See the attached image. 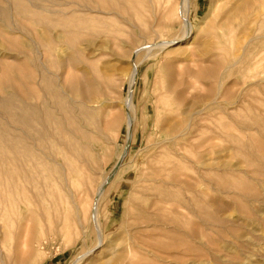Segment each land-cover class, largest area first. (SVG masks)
Returning a JSON list of instances; mask_svg holds the SVG:
<instances>
[{"label":"rangeland","instance_id":"1","mask_svg":"<svg viewBox=\"0 0 264 264\" xmlns=\"http://www.w3.org/2000/svg\"><path fill=\"white\" fill-rule=\"evenodd\" d=\"M213 1L189 0L183 6L180 0H161L155 11L148 4L144 12L141 0H0V200L8 201L12 218L0 217V264H86L104 246L97 239L100 230L79 208L92 195L90 187V198L85 192L79 195L87 179L86 161H105L110 170L124 149L127 156L121 164L132 160L141 166L155 161L165 165L158 167L170 168L172 163L177 166L176 172L172 166L169 169L171 176L186 172L197 177L194 165L200 161L253 160L252 150L245 146L237 157L232 122L247 114L254 98L264 97L263 91L249 85L254 80L253 59L264 47L259 38L264 34V16L253 23L250 13L245 21L241 6L235 12L238 19L234 15L226 29H218L215 21L224 15L210 14ZM255 2L250 4L252 10L262 0ZM183 18L193 25L186 35ZM181 37L190 38L191 43L178 50L174 44L153 52L142 49L133 67L138 48L160 40L177 42ZM242 89L248 103L241 108L232 102ZM88 93L93 100L90 104L98 97L104 104L93 114L97 125L88 127L80 155L68 122L77 124L74 100H84L82 108L88 109ZM213 100L218 101L188 130L184 150L169 146L159 151L158 141L168 137L163 119L175 120L187 106L206 107ZM82 124L87 130L85 120ZM99 126L106 135L95 132ZM111 129L116 144L108 141ZM87 143L97 151L89 150ZM103 149L109 150L104 158ZM186 166L188 172L183 170ZM67 170L68 183L61 189ZM250 192L248 198L237 201L235 221L221 233V242L210 244L219 251L218 257L204 256L209 261L214 257L210 264H264V176L253 182ZM127 193L116 185L101 200L102 226L107 228L124 217L127 206L122 200ZM106 228L104 232L112 230ZM160 228L154 234L156 245L151 246L156 258L148 263L145 258L153 256L136 247L123 264H169L172 257L160 244L171 239L159 237ZM140 229L146 238L145 228ZM143 242V247L150 248Z\"/></svg>","mask_w":264,"mask_h":264},{"label":"bare ground","instance_id":"2","mask_svg":"<svg viewBox=\"0 0 264 264\" xmlns=\"http://www.w3.org/2000/svg\"><path fill=\"white\" fill-rule=\"evenodd\" d=\"M252 1L255 2V0H215L211 2L209 5V7L211 8L210 14L215 16L216 18H219L222 14L224 15L222 17L223 20L215 21V26L218 27V29H226L229 26L230 21L234 19V15L235 18L237 17V14L235 12L241 6L244 7L246 11V16L244 20L248 21L246 18L251 13L250 22L254 23L260 18L261 15L264 16V4L262 0V3H257L259 4L258 7L252 10V7L250 6ZM188 2L189 0H180V4L183 6L188 5ZM222 2L223 4L221 6ZM148 4L150 5L151 10L155 11L158 5L161 4V0H141L142 11L145 12L148 9ZM257 4L255 6H257ZM223 10H225V12H223ZM252 14H256L254 15L256 17H252ZM182 25L185 26V35L189 34L190 29L193 28L192 22L188 18H183ZM153 32H157L156 29H153ZM259 38L261 39L262 44H264V34ZM259 38L257 40H259ZM175 40L176 39L160 40L157 42L155 41L151 43L152 45L148 47L138 48L134 52L133 61L135 64L133 67L137 66L136 58L138 57L142 49L153 52L154 49H157L158 47H169L173 46L174 44V50H178L183 44L189 45L191 43V39L189 38L187 40L186 37L178 38L177 42H173ZM247 46H245V49H247ZM149 53L148 55H150ZM241 57L239 58L241 59ZM229 61L231 62L232 60L230 59ZM252 63L253 66H251L250 68H252L251 70H253L252 73L254 80L251 81L249 85H254L256 87L257 92L260 91L261 93V91H263L264 93V47L257 54H255V59H253ZM88 94L86 95V98L89 104H87L88 109H86V111L82 108L83 104L85 103L84 100H74V102L76 103L75 107L77 110V124L74 125L73 120H71V122L67 121L69 123L70 132L76 134V142L74 144V147L80 155L83 151V142L86 139L85 135L87 133L86 131H88V127L97 125L96 120L93 119V114L99 112L100 108L104 104V102H102L101 98L99 97L94 100V104H90V102H93V100L92 96ZM216 98L218 99V97ZM215 101L218 100H213V102L208 103L206 107H200L198 106V103H193L192 105L187 106L186 109H183L177 119L168 120L167 122L163 119V130L165 135H168V137L158 141V144H160L159 151L167 149L169 146L176 149L178 148L179 150L182 148L184 150V144L186 141L188 130H190V127L196 122V118L203 116L205 109L211 107ZM129 103L130 102L126 99V104L128 105ZM247 103L248 102L245 99V92L243 89L236 94V98L232 102V104H237L239 105L238 107L241 108L245 107L244 105ZM248 106L249 107L247 114H240L235 119L233 118V149L236 151L237 157H240L242 155L244 146L248 148L249 152L252 150V161H242L240 159H238L237 161H200L197 165H194L198 167V172H196L198 173L197 177L193 176V174H188L186 172L176 177L171 176L169 171L172 169V167H174L175 171V167L177 166L176 164H178V162L175 163L176 166H173L174 164L172 165V163V167L168 165V167L170 166L171 169L167 167H158L157 165L160 166L163 163H156V165L155 161H145L141 166L140 164H137L136 161L132 160L126 161L124 164H121V160L127 156L124 149L117 157L115 163L110 167V170L105 168V161H101L99 163L86 161V164L84 165H86L88 169L87 179L85 182L83 180L82 187L84 188L79 192V195L82 192H85L86 194H88L87 196L89 197V187L92 190V195L91 198L89 197L90 200L87 198L84 203L80 202L81 206L79 208L83 210L85 218L88 216L98 228V230H100L99 237H97V239L98 242L101 243V246L104 245L98 252H96L97 254L94 255L92 253L93 256L89 258L88 261L86 259V264H112V261H116V264H123V261L128 259L130 254H133L135 252L136 247H140L141 249L147 251L148 255L153 256L149 259L145 258V261H148L149 263L151 259L157 257V255H155L154 250L151 249V246L156 245L154 239H156L157 235L154 234L157 231L158 227H161L160 230H158L161 233V235L158 234L159 237L162 236V238L167 237L168 239H171V241L166 244H157H160L162 248L168 250L170 257H172L168 261L169 264H210L211 260L214 261V257L212 259L210 258V261L209 258L207 260V257H204L207 256V254H212L215 256L218 255L219 251L217 252L216 249L211 248L210 244H214L215 241L221 242V233L225 232V230H229V225H233L235 221L234 214L236 212L237 201L243 198H248V195H250L249 193H251V189H253V182L259 181L262 176H264V161H259L261 160V158H264V97L254 98ZM64 110L65 109L63 108V112ZM49 113H51V111L48 109L47 114ZM82 120H85L87 130H85L82 124ZM46 122L50 126L51 123L49 117L46 118ZM98 123L100 125L101 120H99ZM55 126L56 125H54V127ZM100 126L99 129H97V131L95 132L100 133V135H106V133H104L105 131L101 129ZM52 128L53 127H50L51 130ZM56 131L53 132L55 133ZM112 132L113 130L111 129V131L109 132L108 141L111 144H116L115 141H113L114 139L112 136L114 134H112ZM65 133L66 132H64V134ZM47 134L49 133L47 132ZM245 141L246 143H244ZM87 144L88 146H91V148L89 147V150L97 151V149L92 146V143L90 145L89 143ZM228 150L230 149L228 148ZM108 151V149L102 150L103 158L107 157ZM179 152H181V150ZM80 158L82 159V156H80ZM80 163L81 162H79V164ZM78 166L81 167V164ZM188 167H183V170L185 168V171L188 172ZM189 169L192 172L191 167ZM48 170L47 172H49ZM69 171L70 170L63 172L64 182L60 186L61 189H65V186L68 183ZM128 172L132 174L125 176V174ZM50 174H48V177H50ZM44 176L46 175H43L42 177ZM116 185H120V188H125L126 192H128L124 197V200H122L124 206H127V208L124 210V217L117 219L114 222H111L109 227L107 225V228H112V230H107V232H104L103 228L106 227L102 226L101 222L99 211L100 202L101 200L104 201L108 193L113 192V189ZM11 203L13 204V201H11ZM9 206L10 204L8 203V201L3 202L0 200V217L4 216L5 218L12 220V218H9L10 215H8V208L11 207ZM78 206L79 205H77V207ZM141 224H143V226L139 227V225ZM162 227L164 228V231ZM133 228L136 229L135 233H132ZM140 228H145L147 232H145V235L147 236L146 238H142L143 235L142 233H140ZM144 239L145 241H147L146 243L150 248L145 246L143 247L140 244V242L144 243ZM223 243L224 248L227 249V243ZM118 245L121 247H118ZM108 251L109 253L107 255ZM86 255L88 254L86 253ZM223 259L226 260V258ZM247 263L250 264L251 262L248 261ZM128 264L134 263L130 261Z\"/></svg>","mask_w":264,"mask_h":264}]
</instances>
